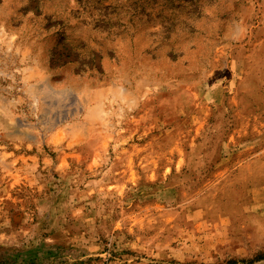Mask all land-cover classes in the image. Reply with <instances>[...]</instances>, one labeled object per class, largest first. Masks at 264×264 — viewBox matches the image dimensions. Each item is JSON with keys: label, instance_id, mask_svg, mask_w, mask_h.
Returning a JSON list of instances; mask_svg holds the SVG:
<instances>
[{"label": "rangeland", "instance_id": "1", "mask_svg": "<svg viewBox=\"0 0 264 264\" xmlns=\"http://www.w3.org/2000/svg\"><path fill=\"white\" fill-rule=\"evenodd\" d=\"M0 264H264V0H0Z\"/></svg>", "mask_w": 264, "mask_h": 264}]
</instances>
